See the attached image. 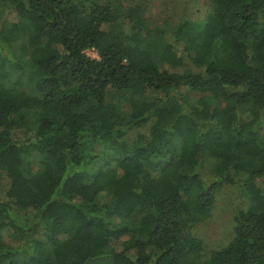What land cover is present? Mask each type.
Segmentation results:
<instances>
[{"label": "trees", "instance_id": "obj_1", "mask_svg": "<svg viewBox=\"0 0 264 264\" xmlns=\"http://www.w3.org/2000/svg\"><path fill=\"white\" fill-rule=\"evenodd\" d=\"M108 1L0 0V264H264V0L128 33Z\"/></svg>", "mask_w": 264, "mask_h": 264}, {"label": "rangeland", "instance_id": "obj_2", "mask_svg": "<svg viewBox=\"0 0 264 264\" xmlns=\"http://www.w3.org/2000/svg\"><path fill=\"white\" fill-rule=\"evenodd\" d=\"M211 0H109L114 14L118 16L121 29L128 33L133 22L128 17L127 10L134 6H140L142 18L146 21L148 28H160L173 26L176 23L188 19L192 22H201L210 11ZM24 41V40H23ZM86 55L90 58H97L95 51L87 50ZM28 87L27 91H32ZM196 98V95H190ZM261 127L260 135L264 141V111L260 114ZM148 133V127L134 129L127 133L129 139ZM206 172V166H204ZM249 202L243 195L239 185H224L216 194V202L211 216L202 224L191 228L192 236L203 244L204 254L209 255L225 247L233 235V216L238 210H246ZM139 214L130 219L129 224L138 222ZM95 264H110L109 260Z\"/></svg>", "mask_w": 264, "mask_h": 264}]
</instances>
